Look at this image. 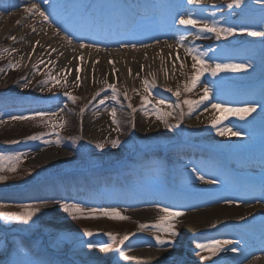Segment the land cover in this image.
Segmentation results:
<instances>
[{"label": "rangeland", "instance_id": "rangeland-1", "mask_svg": "<svg viewBox=\"0 0 264 264\" xmlns=\"http://www.w3.org/2000/svg\"><path fill=\"white\" fill-rule=\"evenodd\" d=\"M73 1L79 2L80 0H70L69 2L73 3ZM99 1L109 5L111 2L121 0ZM212 1L211 5L217 4L218 7L201 10L202 14L204 13L201 17L215 19L220 23L226 21L229 24L247 25L258 31L264 25V9L240 19L228 20L226 14L232 16L239 13H233L235 11L227 8L229 0ZM169 3L170 1L167 0L161 4L163 6L162 13L165 16L168 15ZM171 3H174L171 8H176L177 5L182 4V0ZM258 4L257 0H245L240 8L234 9L241 10L249 6L258 7ZM119 11L121 12V9ZM212 13H215V16ZM111 17L114 19L115 15ZM167 21L169 27L172 26L171 30L174 31L173 25L170 23V16ZM181 32L188 31L183 29ZM132 33V31L126 30L121 34L125 38ZM174 35L176 36V33ZM206 35L207 38H196L195 46L199 47L201 51L212 49L209 51V56L212 58L210 63L247 62L251 63L252 67L243 72H221L216 77L211 76L210 73H208L209 76L204 74L201 77V82L191 92L182 93L177 98L173 93L178 87L183 90L184 84L190 81L194 71L191 68L192 61L189 56V59L183 63L185 67L181 68L182 64H180L179 73L172 77L174 82H165L166 85L162 88L156 84V87L151 90L149 100L154 103L158 99H163L173 105L179 100L186 113L187 105L183 104V100L199 99L202 95L203 85L208 84L212 88L211 102L230 105H240L251 101L264 103V38L235 34L227 38L232 42L238 38H242V41L234 43L228 49H222L221 43H210L216 40L214 36ZM254 38H257V41H251ZM10 59V54L0 57V69H3L0 74H13V81L18 82L19 85L0 89V96H3V99L0 100V119L4 121L0 123V151H18L28 155L37 150L55 149L60 151L67 149L76 155L77 169L69 173L66 171L44 173L45 171L41 169L40 165L29 161L26 155L19 163L15 173L5 171L4 174L8 175L9 179L0 182V202L7 205L3 209L4 211H21L22 209L16 207L21 203L41 200L48 201V203L27 224L0 220V238H6L11 242L6 248L0 247V264H46L47 262L65 264L66 259L73 260L75 264H140L138 261L124 260L115 245L108 250H101L99 247L88 249L86 245L88 242L95 245L107 243L108 238L105 233L108 232L119 235L135 233L125 242L124 247L129 255L141 257L137 253H146L147 250L155 248L154 233L171 243L179 241L184 244L186 240L184 237L186 232L180 222V217L176 220L163 222L165 228L169 223L174 226L178 232L176 236H171L163 229L158 230L152 227L147 231L139 230L140 223L151 226L161 215L159 208L155 205L185 210L192 203H204L214 197L231 199L230 190H234L235 197L238 195L248 197L253 186L259 188V196L264 197V191H262L264 175L257 178L243 177L240 174H235V169H232V167L238 169V165L246 163L250 159L264 160V109L258 108L245 120L231 116L225 120L224 124L233 126L244 133L232 141L221 142L222 136H219L211 128L210 120L198 126L187 125L182 121L178 128L168 130L155 119L154 115L150 117L155 122L158 135L155 137L144 136L146 133H139L137 125L135 129H132L129 121L133 115L135 119L137 115H144L139 110L140 97L144 94L142 81L145 78L152 80V77L145 71L139 76L136 75L131 87L121 79V75L117 81H108L116 84L120 93L119 100L114 102L108 99L103 105H100L98 103L100 99L112 95L111 90L106 89L103 81H97V83L94 80L93 84L85 87L81 82H67L66 78L59 74L55 75L58 78V83L46 86L45 90L41 92L37 82L47 78L48 65H37L39 71H35L33 68L28 70V66H26L19 75H16L15 70L8 67L9 63L6 64V61ZM22 77L31 80V84L26 89L22 87L24 82ZM229 77L233 79L229 80ZM59 84H67V87L62 88ZM47 87H52V92H48ZM101 87H105V92L101 93L96 100H92L93 95ZM34 88H37L38 94L41 95L40 98L34 96L36 94L32 91ZM169 88L172 89V92L167 91ZM65 91L71 92L73 96L77 97V100L73 103L63 95ZM125 91H127L132 105L138 109L135 114H132L127 107L128 101L123 96ZM23 93L28 97L21 98L20 94ZM89 101H92L90 104L92 107H104L107 110L115 107L122 131L119 133L113 131L114 135L95 140L84 136L79 121L80 109L85 107ZM205 107L211 108L209 101H205L197 108L198 111L195 115L205 112ZM59 109H63V111H59ZM35 112L56 113V115L25 121L9 119L10 116ZM107 114H109L112 123L110 112ZM175 115L177 113L174 112ZM222 115L223 113L220 112L216 114V116ZM168 119L171 123L176 122L172 117ZM61 124H63L62 127L58 126ZM50 133H58L59 136L49 135ZM34 134H44V138L50 141L60 138L62 143L60 145L54 142L45 144L43 140L25 139ZM73 137H80L81 144L78 143V140L74 142L71 139ZM116 137L121 140V144L117 148H112L110 144H106L103 150L95 147L96 142ZM11 140H18L20 143H7ZM111 152L117 153V160L108 162L107 155ZM129 152H134V154L132 159L127 160L125 155ZM169 163L173 164L174 188L170 187L169 183L171 172ZM193 167L197 168L201 174H207L208 179H217L219 183L214 186L210 184L206 189L200 191L193 180L195 179V174L191 171ZM235 176L238 177V181L231 182L232 177ZM121 199H125L133 205V209L121 206L119 203ZM65 200L82 202L87 207H115L120 210L122 215L130 218L112 220L101 216L97 219H72L69 214L63 212L59 203H55ZM136 210L152 211L155 214L153 217L141 221L130 215V212ZM84 229L92 230L95 235L84 236ZM245 236L248 235L240 234L239 239ZM197 239L195 241H198ZM170 248L173 252L170 251ZM186 251L187 249L183 245L182 248L169 246L165 247L162 252L142 257L145 258L144 264H199L211 259L202 260V256L209 254L207 251L197 250L195 254L190 255L191 260L187 263L188 256H183ZM174 252H178V260L174 259V256L172 257L175 255ZM219 253L224 255L226 250Z\"/></svg>", "mask_w": 264, "mask_h": 264}, {"label": "bare ground", "instance_id": "bare-ground-1", "mask_svg": "<svg viewBox=\"0 0 264 264\" xmlns=\"http://www.w3.org/2000/svg\"><path fill=\"white\" fill-rule=\"evenodd\" d=\"M36 1L41 2V0ZM124 1L126 4L121 6H125L126 10L119 11L118 18H110L111 20L101 15L104 14L102 13L104 8H107L102 2L97 0H92L91 3L87 1L88 3L84 4L86 9L84 6H79L81 7L80 10H75L66 0H49L48 4H41L42 8L51 13V19L57 27L68 30L75 37H82L85 41L98 42L101 50L97 52L95 49H80L76 39L69 45L63 40L61 35L54 34V28L42 25L39 22L34 24L33 20L29 19L23 11V5L26 2L0 0V57L10 54L11 59L7 60L6 64L9 62L19 63L20 66L14 69L16 75H19L32 62V65H48L47 73L51 70V75L53 76L62 74L67 82H81L85 87L93 84L94 80L96 82H102L105 79L112 82L117 81L119 75L131 87L137 73L141 74L143 71L152 78L153 74H155L156 84L160 87L165 86V82H174L172 77L179 73L180 64L189 59L182 47H176L177 41L180 36H185L186 45L191 46L195 45V38L189 33H182L177 36V39L175 38L172 44H169L173 45V47L169 48L168 44L162 43L163 35H161V32L146 36L139 31H135V27H143V25L136 26V21L157 22L162 20L161 3L166 0H133L132 3L129 0ZM206 1L213 2L212 0ZM114 4H118V2L114 1ZM188 7H190L189 4L184 2L178 6L177 10L182 11ZM203 8L205 10L211 9L210 6H204L203 4L194 5L191 8L194 12L193 15L201 17ZM80 11L82 12L80 13ZM91 13H94L93 16H91ZM95 16L100 17L103 28L107 27L109 29L106 30V33L103 28L100 34H97V31L95 32L92 27L85 26L90 21L91 24L95 23L93 18ZM207 19L210 20V18ZM2 23H5L7 28L4 26L2 29ZM33 26L35 31H33ZM82 26L83 28L85 27L84 31L80 30ZM126 30H131L133 33L129 37L124 38L121 33ZM4 34L6 36H3ZM166 35H169V32ZM10 37H15L16 39L12 40ZM37 41H39L38 44L36 43ZM156 41H159V43H156ZM129 42L151 46L138 48L137 50L120 47V43ZM5 48L9 50L15 48L16 51L3 52L2 50ZM52 49H56V51H52ZM172 55H174V58ZM41 60H43L42 64L39 63ZM110 61L113 63H110ZM142 65L143 68H141ZM113 66L117 70L115 75L113 74ZM77 68L80 70V81L78 82H76ZM165 69H167V75H165ZM129 70H131V75H129ZM13 77L14 75H11V73L8 75L0 74V89L19 85L18 82L13 81ZM32 91L36 93L35 95L33 94L35 97H41L37 92V88ZM20 97L26 98L28 96L23 93L20 94ZM86 105H88L87 108L79 117L84 136L95 140L104 136L114 135L113 124L110 121L109 114H107L112 108L107 110L104 107H92L89 103ZM197 111L198 109L196 108L191 115L186 114L183 118L184 123L191 126L202 125L208 122L213 115L216 116L217 114L211 108L199 115H195ZM136 117L139 133L144 132L146 133L144 136L153 137L158 135L155 122L150 116L137 115ZM236 138L234 136H223L221 142L232 141ZM116 155L117 153L111 152L107 155V161L117 160ZM75 157L76 155L67 149H61L60 151L55 149L37 150L27 155L28 160L39 164L41 169L45 171L44 173L68 171L77 168ZM260 166L259 162H246L240 164V170H246L247 167ZM193 180L199 190L210 185L196 178ZM257 191L258 188L254 189L250 198L247 199L235 198L234 200L243 201L239 206L226 205L224 203L226 198H212L204 203H192L187 209L183 210L185 215L180 217V222L186 232L184 244L179 241L164 245L156 243L154 244V249L147 250L146 253H136L141 257H149L153 253L162 252L165 247L175 246L182 248L183 245L187 249L183 256H188L186 262L189 263L191 260L189 258L190 255L192 256L198 250L195 247L196 243L227 238L238 241L236 246L240 251L233 253L230 250H226L224 255H220L218 252L207 264H264V199L258 197ZM258 200L260 201L259 203L257 202ZM119 203L123 207L133 209V205L125 199L119 200ZM154 214L152 211L145 210L130 212V215L141 221L153 217ZM241 216H244L245 219L240 220L239 217ZM217 221L220 223H217ZM214 223L216 227L212 228L211 225ZM259 224L262 225L263 229L258 226ZM240 232H246L250 237L239 239ZM195 239L198 241H195ZM170 251H172L171 248ZM174 254L172 257L174 256V259L178 260V252H174Z\"/></svg>", "mask_w": 264, "mask_h": 264}, {"label": "snow or ice", "instance_id": "snow-or-ice-1", "mask_svg": "<svg viewBox=\"0 0 264 264\" xmlns=\"http://www.w3.org/2000/svg\"><path fill=\"white\" fill-rule=\"evenodd\" d=\"M245 0H229L227 3L228 9H234V8H240L244 4ZM49 0H41L40 3H26L23 5V10L27 14L29 19H32L34 24L36 22H39L42 25H48L51 28H54V34L55 35H61L63 40L66 41L69 45L73 43V40L76 39L78 46L80 49H95L97 52L101 50L100 44L98 42H86L82 37L77 38L75 37L70 31L62 29L60 27H57L54 23V21L51 19V13L48 12L46 9L41 7V4H48ZM188 4L191 5H202L203 0H187ZM257 3L264 5V0H257ZM213 16H215V13H212ZM223 19V17H222ZM177 24L184 26L185 28H191L195 29V32H189V35H192L194 38H207L206 34H211L215 37L216 40H220L222 37L227 38L230 36H233L235 34H247L251 37H260L264 38V25L261 26V30H256L253 27H249L247 25H236V24H229L226 21L224 23H220L215 19H207L203 17H195L192 13H188L186 15H180L179 19L176 21ZM33 31H35V27L33 26ZM12 40H15V37H10ZM186 37L180 36L176 47L180 48L182 47L184 49V52L187 56L191 57V68L194 70L190 81L186 82L183 86V90H181L179 87L175 90L173 95H175L177 98H179L182 93L191 92L198 83L201 82V77L205 73H210L211 76L216 77L221 72H243L247 71L249 68L252 67L251 63H235V62H212L209 61L212 59L209 56V51H212V49H209L208 51H201L199 47L195 45L188 46L185 43ZM37 44L39 41L36 42ZM156 43H159V41H156ZM151 45L148 44H139L136 43H120L121 48H129L133 50H137L138 48H148ZM173 47V45H169V48ZM107 50V49H105ZM3 52H15L16 49L13 48L11 50L5 48L2 50ZM52 51H56V49H52ZM75 51V49H73ZM82 59V58H81ZM39 63H43V60H41ZM110 63H113L110 61ZM19 63H12L9 62L8 67L11 69H15L19 67ZM185 67V65H181V68ZM33 70L39 71V68L36 64L32 65ZM143 68V65L141 66ZM0 71H3V69H0ZM77 76H76V82L80 81V75H79V68H77ZM116 69L113 66V74L115 75ZM165 75H167V69L164 70ZM183 74V73H182ZM129 75H131V70H129ZM47 78L41 81L37 82V85L40 87V91L43 92L45 90V87L52 84L55 85L58 83V78L56 76L51 75V70H49V73L46 74ZM137 76H139V73H137ZM24 82L22 84L23 88H28L31 84V80L27 77L21 78ZM103 84L106 86V89L111 90V97L104 96L103 99H100L98 103L100 105H103L106 100L111 99L114 102H118L120 93L117 89V86L115 83H109L107 79L103 81ZM143 92L144 94L141 95V104L139 106V110L143 112L145 117L154 115L155 119L163 124L165 129L172 130L174 128H178L180 124L183 121L184 116L191 115L196 108H199L201 105L204 104L205 101L210 102L211 109L213 112H220L223 113L222 116H215L213 115L210 119V126L213 128L219 136H234L239 137L244 135V133L239 130L235 129L233 126H229L224 124V121L227 120L230 116L231 117H237L239 120H245L247 117H249L251 114L255 113L258 108L264 109V103H257L254 101L251 102H245L240 105H230L227 103H215L210 101V96L212 93V88L208 84H204L201 91L202 95H200L199 99L193 100V99H184L183 104L187 105V113L184 112V109L182 108L179 100L178 102L173 104H168L163 99H158L154 103L149 100V96L151 95V90L156 87V81H155V74H153L152 80L149 79H143ZM60 87L66 88L67 84H59ZM48 92H52V87H47ZM138 91V90H137ZM167 91L172 92V89L169 88ZM105 92V87H101L92 97V100H96L97 97H100L101 93ZM64 96L68 97L69 100H71L73 103L77 100V97L73 96L71 92L65 91L63 93ZM124 99L128 101L127 107L131 110L132 114H135L137 112V108L134 107L131 103L130 98L127 95V91L123 93ZM89 104L92 103V101L88 102ZM88 105H85V107L80 109L81 114L85 111ZM163 106V107H162ZM123 107V105H121ZM168 110H164V109ZM207 107H205L204 111H207ZM59 111H63V109H59ZM174 112L177 113V115L174 116ZM56 115V113H48V112H35L30 113L27 115H16V116H10L9 119L11 120H19V121H25V120H34L37 118L43 119L45 116H51ZM110 116L112 118V124L115 125V128L113 131H116L117 133L121 132V122L117 119V111L116 108L113 107L110 110ZM169 117H172L175 119V123H171L168 119ZM3 119H0V123H3ZM130 126L132 129H135L136 122L134 115L132 116L131 120L129 121ZM63 126V124L58 125ZM56 134L59 136L58 133H50ZM26 140L31 141H40L43 140L45 144L49 143H55L57 145H60L62 143V140L60 138H57L55 141H50L44 138V134H34L31 136H28L25 138ZM75 142L76 140H79L80 137H73L71 138ZM9 144H18L20 141L18 140H11L8 141ZM106 144H110L112 148H117L121 144V140L116 138H105L102 141L96 142L95 147L97 149L103 150L106 146ZM26 153L23 152H4L0 151V182L7 181L9 179L8 175H5V171L9 173H15L17 171V167L21 160L26 156ZM192 173L195 174V178L199 181H203L208 184H217L219 181L217 179H208L204 174H201L200 171L193 167L191 169ZM262 191H264V184H262ZM260 202L259 200L257 201ZM48 201H32L28 203H21L17 205L19 209H22L21 211H4L3 209L7 206L5 203L0 202V220H3L5 222H23L27 224L28 222L32 221L34 217L37 216L38 213L42 211V209L47 205ZM55 203H59L60 208L63 210V212L69 214V216L72 219H97L102 217H106L112 220H127L130 217L122 215L120 210H118L115 207H87L82 202L77 201H71V200H65V201H57ZM224 203L226 205H237L243 203L241 200H234V199H225ZM155 207L159 208V211L161 215L157 218L154 224L151 226L146 223H140L139 224V230L140 231H147L150 227L156 228V229H163L167 231L171 236L178 235V232L175 230L174 226L169 223L168 226L165 228L164 223L165 221H171L176 220L179 217H182L185 215L184 211L179 208H173L171 206L161 207L160 205H155ZM240 220H244L245 217L241 216L239 217ZM217 223H220L217 221ZM212 228L216 227V224L211 225ZM83 235L86 237H92L95 235V233L90 229H84ZM105 235L108 238V242L100 245H95L91 242L87 243V248L92 249L94 247H99L101 250H108L113 248V246H117L119 250V255L123 257L124 260L127 261H138L140 264H144L145 258L129 255L128 252L125 250V242L129 240V237L132 235H135V233H125L124 235H119L117 233L108 232L105 233ZM155 241L158 245H164L166 243H171V241H165L160 238L159 234L154 233ZM11 242L8 241L6 238H0V247L6 248ZM238 241H233L231 239L222 238V239H213L207 242H198L196 243L195 247L196 249L200 250L201 252L207 251L209 253L208 256H202L201 259H210L211 256H215L218 252L222 250H230L233 253H237L240 251V249L236 246Z\"/></svg>", "mask_w": 264, "mask_h": 264}]
</instances>
